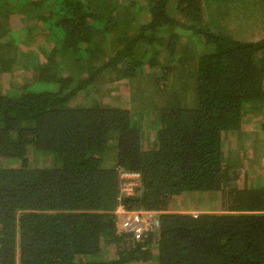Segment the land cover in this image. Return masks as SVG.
<instances>
[{
    "label": "trees",
    "instance_id": "trees-1",
    "mask_svg": "<svg viewBox=\"0 0 264 264\" xmlns=\"http://www.w3.org/2000/svg\"><path fill=\"white\" fill-rule=\"evenodd\" d=\"M254 4L0 0V264H264V167L226 146L252 108L264 129V36L227 24ZM145 74L146 97L104 102L102 79ZM126 169L143 183L120 200ZM206 194L220 211L178 209ZM120 201L161 225L121 231Z\"/></svg>",
    "mask_w": 264,
    "mask_h": 264
},
{
    "label": "rangeland",
    "instance_id": "rangeland-1",
    "mask_svg": "<svg viewBox=\"0 0 264 264\" xmlns=\"http://www.w3.org/2000/svg\"><path fill=\"white\" fill-rule=\"evenodd\" d=\"M261 3V2H257ZM256 5H241L238 8L242 13L240 15L233 14L230 12L227 16L231 17L230 21L227 23L231 30L240 38H248V39H256L264 36V6ZM232 13V14H231ZM206 18L209 17V13H205ZM35 22V19L26 20L23 22H19V26L21 24L30 26ZM18 26V27H19ZM27 44L30 46V50L36 52V57H40V60H43L42 54L39 52V48L43 45L46 47H50V42L46 40V36L42 32H34L33 37H29L27 39ZM42 45V46H41ZM204 47L202 45H198L197 52H202ZM22 71H26V68H20ZM22 73V72H21ZM109 76V75H107ZM11 77V76H10ZM111 77H105L102 79L103 82L102 92L104 94V102L109 104H124L131 105L134 104L137 100L136 98L146 97L145 93L142 91V86L149 88L147 85L151 81V77L148 74L140 77L141 84L135 86H127L125 84V80H111ZM10 79L7 75H2L0 78V87L9 88ZM101 85V84H100ZM96 93L93 94V97ZM90 100V98H85ZM256 108H252L250 113H247L245 116L244 123L242 125V130L238 134H231L228 136V142L226 143L228 146L229 154L231 159L234 158L236 160H240L243 162L244 166L254 167L257 166L259 168L264 167V129L262 128L263 119L261 118V114L258 110L256 112ZM260 114V115H259ZM3 159L0 157V165L5 163ZM8 162L5 163V165ZM213 195L206 194L205 198H200L198 201H195L198 196H193V201H189L187 203L181 202V206L178 209L190 212H199V211H208L211 210L212 207L217 206L218 203H215L216 200L212 201L211 198ZM195 199V200H194ZM216 208V207H215ZM180 210V211H181ZM214 211H220V208L212 209ZM145 263L151 264V261H147Z\"/></svg>",
    "mask_w": 264,
    "mask_h": 264
},
{
    "label": "built area",
    "instance_id": "built-area-1",
    "mask_svg": "<svg viewBox=\"0 0 264 264\" xmlns=\"http://www.w3.org/2000/svg\"><path fill=\"white\" fill-rule=\"evenodd\" d=\"M143 183L142 172L126 169L120 173V200L130 195ZM119 216V228L129 232L137 239H141L147 230L158 228L161 225L160 210L146 208H129L125 202L120 201L116 208ZM195 214L197 212H194Z\"/></svg>",
    "mask_w": 264,
    "mask_h": 264
}]
</instances>
